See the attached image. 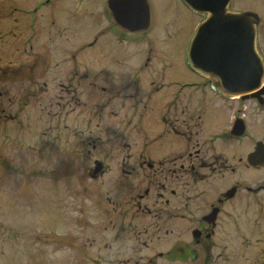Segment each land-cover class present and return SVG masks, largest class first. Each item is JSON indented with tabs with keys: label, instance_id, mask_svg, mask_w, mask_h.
<instances>
[{
	"label": "flooded vegetation",
	"instance_id": "1",
	"mask_svg": "<svg viewBox=\"0 0 264 264\" xmlns=\"http://www.w3.org/2000/svg\"><path fill=\"white\" fill-rule=\"evenodd\" d=\"M167 1L196 17L195 32L209 26L206 3L222 0ZM4 4L0 36H19L20 53L6 56L0 79L30 82L17 106L12 96L0 105L4 120L38 110L64 132L79 108L98 130L68 143L59 170L35 167V179H68L50 210L68 230L35 235L52 259L36 264H264V80L261 91L229 95L203 66L183 60L187 76L164 55L139 59L153 45L151 0ZM227 11L251 12L264 66V0H227ZM59 114L72 117L62 125Z\"/></svg>",
	"mask_w": 264,
	"mask_h": 264
},
{
	"label": "rangeland",
	"instance_id": "2",
	"mask_svg": "<svg viewBox=\"0 0 264 264\" xmlns=\"http://www.w3.org/2000/svg\"><path fill=\"white\" fill-rule=\"evenodd\" d=\"M24 1L30 3L33 0ZM4 2L5 0H0V16L5 6ZM151 5L155 15L153 16L155 26L152 34L153 45L150 52L146 46L142 47L139 59L144 61L150 54L152 63L156 64L164 55L163 60H174V64L177 65L175 68L183 70L187 76L191 75L185 67H182L185 66L182 61L185 59L187 45L194 33L196 17L182 9H179V13L175 15L174 6L167 0H151ZM244 6L246 4L234 3L236 8ZM2 21L4 20L0 18V23ZM13 43L16 46L20 43L19 36H6L5 39L0 36V64L7 59L6 56L11 51L15 54L13 53L10 58L18 62L17 55L20 52L14 51ZM5 44L7 47L4 46ZM162 44L165 48L163 53H160L159 45L162 46ZM2 50L7 51L2 52ZM14 64L17 65V63ZM22 82L30 85L29 81L20 79H13L4 84L0 79L1 107L3 103L7 104L9 96L13 97L12 104L18 105V95L20 96L24 87ZM84 98L82 97L81 100L83 101ZM26 114V116L17 115L15 120L11 118L8 121V118L4 120V115L0 112V264H36L38 258H40L39 263L52 261L46 247L34 238L35 235L44 236L53 232L65 235L67 232L68 225L65 222L52 223L50 210L53 206L61 204L66 197L68 179L54 183L49 181V174H38L35 179V172L38 171L35 167H42L43 172L46 171V167L59 170L57 167L67 165V161L72 157V147L68 144L69 142L74 141L76 147L79 140H87L89 133L98 134L95 125H88L87 117L79 111V108H75L71 114L74 119L68 120L72 116L59 114L58 123L62 125L71 123L70 128L64 132L55 129L56 115L40 113L38 110L27 111ZM19 119L22 120V125ZM76 128H84V136L74 135ZM114 138L111 137V139ZM102 139L106 138L102 137ZM82 157H78V161H81L80 165L84 166ZM62 192L63 197L59 195ZM39 209L43 211L39 212ZM8 232L11 235L8 236Z\"/></svg>",
	"mask_w": 264,
	"mask_h": 264
},
{
	"label": "water",
	"instance_id": "3",
	"mask_svg": "<svg viewBox=\"0 0 264 264\" xmlns=\"http://www.w3.org/2000/svg\"><path fill=\"white\" fill-rule=\"evenodd\" d=\"M190 4L197 7L196 3ZM206 5L210 11L209 26L204 24L192 37L188 50L190 63L198 68L203 66L224 93L237 95L263 90L259 87L264 79V67L255 49L251 12L227 11V0ZM213 36L208 45L202 42L203 38Z\"/></svg>",
	"mask_w": 264,
	"mask_h": 264
}]
</instances>
